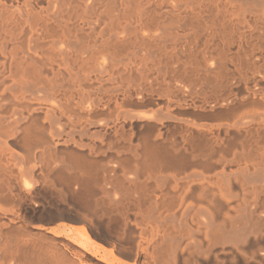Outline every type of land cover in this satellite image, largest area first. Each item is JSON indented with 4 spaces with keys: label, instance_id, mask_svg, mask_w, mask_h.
<instances>
[{
    "label": "bare ground",
    "instance_id": "obj_1",
    "mask_svg": "<svg viewBox=\"0 0 264 264\" xmlns=\"http://www.w3.org/2000/svg\"><path fill=\"white\" fill-rule=\"evenodd\" d=\"M0 264H264V0H0Z\"/></svg>",
    "mask_w": 264,
    "mask_h": 264
}]
</instances>
